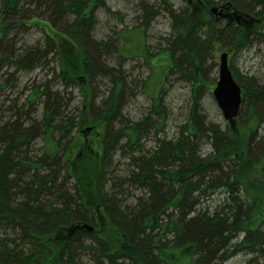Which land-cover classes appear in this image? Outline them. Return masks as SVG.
Returning <instances> with one entry per match:
<instances>
[{
  "label": "trees",
  "instance_id": "1",
  "mask_svg": "<svg viewBox=\"0 0 264 264\" xmlns=\"http://www.w3.org/2000/svg\"><path fill=\"white\" fill-rule=\"evenodd\" d=\"M19 1L1 3L0 94L9 77L47 66L52 53L58 63L53 78L66 89L77 86L87 102L79 115L65 114L69 94L52 91L51 79L32 87L21 105L1 103L0 264H78L83 254L93 264H179L184 258L187 264H212L239 253L257 255L264 264V137L258 134L264 86L231 69L242 89L240 123L221 131L205 124L199 105L204 86L198 83L207 54L223 45L224 38L229 50L264 39V0H182L185 7L178 12L172 0H156L158 7L139 0L135 31L143 43L159 12L169 14L173 35L162 52L170 58L166 73L174 68L190 77L193 102L179 138L161 142L146 155L140 142L154 127L153 116L163 112L162 93L154 91L141 122L129 123L123 108L133 93L121 65L108 67L103 60L115 54L123 60L143 56L148 66L146 46L132 51V57L123 56L115 41L131 44V37L118 33L109 42L92 38L98 9L117 16L105 0H30L28 9L19 8ZM212 7L227 8L226 21L216 19ZM9 18L44 20L60 38L47 37L44 48L16 54L14 39H7ZM6 47L13 53H3ZM6 69L13 71L7 74ZM102 78L110 86L95 106L91 84ZM201 139L211 143L206 157L198 155ZM37 140L42 142L39 151ZM119 145L129 169L114 175L109 160ZM129 187L145 194L123 207L118 194ZM218 191L228 196L229 204L197 213L201 199ZM83 225L93 231L80 229Z\"/></svg>",
  "mask_w": 264,
  "mask_h": 264
},
{
  "label": "rangeland",
  "instance_id": "2",
  "mask_svg": "<svg viewBox=\"0 0 264 264\" xmlns=\"http://www.w3.org/2000/svg\"><path fill=\"white\" fill-rule=\"evenodd\" d=\"M3 0H0V8ZM151 3H155L156 0H149ZM219 2L220 0H212ZM30 0H20L19 8L28 9ZM171 7L176 11H180L185 7V2L182 0H172ZM107 7L117 16H113L107 13L103 9H98L95 13L96 24L92 31V38L98 42H109L115 40L117 34L123 35V38L131 37V44H123L121 39L115 41V45L120 49V53L123 56L132 57V51L135 49L140 50V46L145 45L146 51L150 55L151 65H146L142 57H133L132 59L123 60L118 55H112L104 57L105 65L108 67H118L121 65V69L126 78V83L133 93L129 100H127L123 108V116L129 121V123H139L149 113L151 108V97L154 91L157 92L160 89L162 95L160 96L163 112L160 115L153 116L152 120L154 127L148 133L141 142L142 155L150 154L158 148L161 142H175L179 138L180 127L183 126L189 117L190 110L192 108V82L189 77L186 78L182 75L183 71L177 72L174 68H171L166 73L167 68L170 66V58L166 53H162L166 48V40L170 39L173 35L172 20L167 12L160 11L158 16L151 22L146 30L144 43L137 38L136 34V17L139 15V0H105ZM156 7L159 3L156 2ZM212 14V13H211ZM230 14V12H228ZM216 18V17H215ZM218 18V16H217ZM216 18V19H217ZM2 21V20H1ZM218 21V20H217ZM8 22L12 23V26L8 30L7 39H14L13 52L16 54L28 47H40L44 48V45L48 43L47 37H52L53 40L60 38L58 31L49 25L44 20L31 19L23 20L21 18H9ZM197 22H194L196 25ZM58 24V23H56ZM222 25V24H220ZM59 24L57 25V27ZM220 27V26H219ZM126 36V37H125ZM223 45H218L215 48V52L210 51L205 59V65L203 67V79L198 82L204 86L201 88V97L199 105L201 107V115L204 116L206 125H215L221 131H224L228 124L224 120L222 113L212 95L213 89L216 87L218 81V62L219 55L221 53H227L229 57V68L239 73L245 79H253L256 83L264 86V39L253 40L248 47L243 49L229 50L226 48L228 39L224 38ZM10 47V46H9ZM125 47H131V49H125ZM3 50L4 52L13 53L11 48L9 50ZM66 49L72 54L76 55V51L69 46ZM125 49V50H124ZM8 55V53L6 54ZM76 58V57H75ZM172 63V61H171ZM183 69V68H182ZM185 70V69H183ZM8 71L7 74L12 73V69H6L3 72ZM58 71L57 59L53 58L52 53L49 55L47 66H40L31 71L17 72L12 79L8 78V86L3 90V95L0 94V105L4 101L6 107L10 104L19 105L23 104L30 89L34 86H41L52 79V91H63L69 94L66 96L67 115H79L80 110L85 109L83 102H87V99L83 98L79 88L77 86L65 87L56 81L53 76ZM166 76L163 78V74ZM186 74V72H184ZM187 75V74H186ZM6 77V76H5ZM82 82H86L85 79H80ZM82 86L86 87L84 84ZM91 88L94 89V105H100V102L107 94L109 89V82L102 79H97L95 84H91ZM242 86V85H241ZM8 114V113H7ZM6 114V115H7ZM42 114V106L37 110L36 117L40 119ZM240 119H236L235 126L240 122ZM118 129L115 126L114 130ZM258 134L264 137V117L260 123ZM121 142L120 145H122ZM120 145L112 152L110 164V171L114 175H122L129 169V160L121 152ZM198 145V155L206 157L211 153V143L201 139ZM42 146V142L37 140L34 144L35 151H39ZM131 168V167H130ZM118 193V192H117ZM145 192L138 188L129 187L125 193L119 192L120 200L123 203V207L134 204L138 197H141ZM227 195L223 191L215 192L204 199H201L200 205L196 208V212L207 210L213 212L214 210L221 209L229 204ZM238 198V195H237ZM241 237L232 242V245L237 243ZM232 248V247H231ZM229 247V250L231 249ZM257 255H251L247 253H239L226 261H213L212 264H254L255 260H258V264H263ZM182 263L187 264V259L184 258ZM78 264H93L87 255H82Z\"/></svg>",
  "mask_w": 264,
  "mask_h": 264
},
{
  "label": "water",
  "instance_id": "3",
  "mask_svg": "<svg viewBox=\"0 0 264 264\" xmlns=\"http://www.w3.org/2000/svg\"><path fill=\"white\" fill-rule=\"evenodd\" d=\"M218 9L212 8L211 12L216 13ZM222 10H220L221 12ZM224 120L232 125L238 116L241 106V88L236 83L228 66L227 54L219 57L218 81L212 93ZM80 229L91 232V226L83 225Z\"/></svg>",
  "mask_w": 264,
  "mask_h": 264
},
{
  "label": "flooded vegetation",
  "instance_id": "4",
  "mask_svg": "<svg viewBox=\"0 0 264 264\" xmlns=\"http://www.w3.org/2000/svg\"><path fill=\"white\" fill-rule=\"evenodd\" d=\"M214 14L220 16V14H219L218 12H216V13H214ZM220 19H223V21H226L227 16L224 14V15L222 16V18H220Z\"/></svg>",
  "mask_w": 264,
  "mask_h": 264
},
{
  "label": "bare ground",
  "instance_id": "5",
  "mask_svg": "<svg viewBox=\"0 0 264 264\" xmlns=\"http://www.w3.org/2000/svg\"><path fill=\"white\" fill-rule=\"evenodd\" d=\"M55 78V77H54Z\"/></svg>",
  "mask_w": 264,
  "mask_h": 264
}]
</instances>
